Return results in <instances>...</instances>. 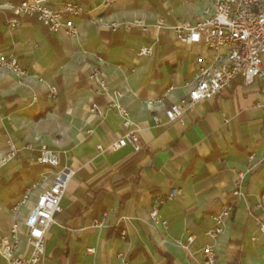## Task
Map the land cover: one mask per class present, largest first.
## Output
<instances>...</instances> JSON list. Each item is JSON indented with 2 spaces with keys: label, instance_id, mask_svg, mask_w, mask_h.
Segmentation results:
<instances>
[{
  "label": "crops",
  "instance_id": "1",
  "mask_svg": "<svg viewBox=\"0 0 264 264\" xmlns=\"http://www.w3.org/2000/svg\"><path fill=\"white\" fill-rule=\"evenodd\" d=\"M20 1L0 0V53L14 56L30 73L18 80L0 68V235L15 220L9 213L12 204L40 182L16 216L23 232V220L48 184L49 173L36 162L37 147L45 145L75 175L47 231L42 264H122L119 253L129 264H197L212 216L227 202L239 172L244 174L243 197L218 240L216 264H264V236L258 230L264 208L253 210L264 195V108L258 85L245 87L237 78L181 121L169 122L163 107L147 104L162 95L165 107L184 98L197 59L210 58L203 45L183 44L170 29L157 28V20L168 25L195 21L207 3L116 0L103 13L100 0H78L90 13L73 20L78 33L70 39L50 34L36 18L9 25L14 16L6 3ZM59 1L50 5L57 7ZM97 18L121 28L113 32ZM141 46H151L152 55L138 57ZM92 66L102 70L111 90L122 92L117 102L129 113L140 151L131 145L110 149L125 132L116 110L89 116L92 105L103 108L114 99L88 81ZM50 85L58 89L53 100L46 95ZM169 86L173 90L166 92ZM9 144L17 151L12 158L6 156ZM173 189L181 194L160 206L167 226L154 225L149 217L153 205ZM102 214L104 226L92 228ZM190 234L195 239L187 244ZM87 248L94 253H86ZM29 251L22 236L17 253L27 256Z\"/></svg>",
  "mask_w": 264,
  "mask_h": 264
},
{
  "label": "built area",
  "instance_id": "2",
  "mask_svg": "<svg viewBox=\"0 0 264 264\" xmlns=\"http://www.w3.org/2000/svg\"><path fill=\"white\" fill-rule=\"evenodd\" d=\"M50 1L22 0L16 5L6 3L14 16L9 21V25L17 27L22 18H36L50 34H62L70 39L75 38L78 32L73 20L90 13L86 5L78 0H61L57 7H52ZM115 1L100 0L102 12L110 10ZM194 1L207 3L203 15L199 19L177 21L173 25H168L163 18H159L156 27L170 29L175 39L183 44L203 45L209 51L210 58L207 62L197 59L193 82L187 86V94L184 98L165 107V96L162 95L147 100V104L151 107H163V114L169 122L181 121L196 104L213 100L222 90L229 88L235 79L240 78L245 87L252 84L258 85L261 105L264 108V7L261 6L262 0ZM95 21L102 23L101 18H97ZM102 24L113 32L121 28V24L114 22ZM134 25L143 26L142 22H135ZM152 53L151 46H141L137 50L138 57H149ZM0 68L7 69L18 80L30 77V73L21 67L18 59L11 55L6 56L0 53ZM38 80L42 82V79L38 78ZM88 81L96 85L100 93L112 94L114 97L103 108L95 104L92 105L89 109V116L98 117L102 116L104 111L116 110L123 119L125 132L112 143L110 149L115 151L126 145H131L135 152L140 151L137 131L130 128L129 113L117 102V98L122 97V92L111 90L108 87L102 70L97 66L90 68ZM171 90L173 87L169 86L166 92ZM57 93L58 89L55 86L47 87L48 100H53ZM154 120L158 122V117L155 116ZM262 135L264 137V133ZM97 149L103 151L101 146H97ZM16 152L9 144L7 158H12ZM249 159L251 161L253 155ZM36 162L44 168L45 174L49 173V179L46 178V175L42 177L43 181L47 179L49 186L38 194L35 204L23 220V232L20 228L22 223L16 220V216L27 203L31 191L40 186V182L32 184L10 207L9 213L15 220L11 224L9 232L0 235V257L3 264H42L47 231L55 223V216L61 211V200L69 182L75 175L74 170L60 165L58 154L45 145H41L38 149ZM236 177L227 202L219 212L212 216L213 224L206 233L209 240L201 247L200 259L197 264H216L218 240L225 231L226 222L234 210L236 201L243 197L241 186L244 174L239 172ZM180 194V190L173 189L165 197L157 198L149 214L154 225L167 226V221L160 213V206L164 200L173 201ZM263 204L264 195L261 196L260 202L253 207V210L263 209ZM105 218L106 214H102V219L93 220L91 227L102 228ZM258 230L264 236V221L258 223ZM22 236L26 238V243L30 248L27 256L17 253ZM120 236L125 238V232H121ZM194 239L195 236L190 234L186 239L187 244H191ZM255 240L257 238L253 237L252 241ZM86 253H94V249L87 248ZM117 258L122 264H129L123 254H117Z\"/></svg>",
  "mask_w": 264,
  "mask_h": 264
},
{
  "label": "rangeland",
  "instance_id": "3",
  "mask_svg": "<svg viewBox=\"0 0 264 264\" xmlns=\"http://www.w3.org/2000/svg\"><path fill=\"white\" fill-rule=\"evenodd\" d=\"M41 146V145H40ZM40 146L37 147V154H38V149L40 148ZM52 150V149H51ZM54 151V150H53ZM49 185L47 184L46 186L42 187L41 191L42 192L44 189H46ZM38 196V195H37ZM27 217V216H26Z\"/></svg>",
  "mask_w": 264,
  "mask_h": 264
}]
</instances>
